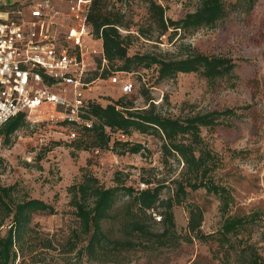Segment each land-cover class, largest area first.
Instances as JSON below:
<instances>
[{
    "label": "trees",
    "instance_id": "1",
    "mask_svg": "<svg viewBox=\"0 0 264 264\" xmlns=\"http://www.w3.org/2000/svg\"><path fill=\"white\" fill-rule=\"evenodd\" d=\"M145 1L148 3L149 28L137 31L141 37L158 43L170 30L168 38L171 42L178 35L215 27L228 15L225 0H198L196 10L180 19L166 16L165 4L170 0ZM242 1L247 13L254 9L257 2L237 0L234 5ZM108 6L109 0H93L89 12V31L102 40L107 64L101 68L99 60L98 68L90 70L86 81L105 78L116 71L132 75L152 68L157 72V83L174 79L179 73L196 72L211 82L236 75L234 58L223 54H204L191 46L178 58L161 52L131 55L129 49L136 36L131 32L130 22L119 8ZM123 29L128 30L126 34ZM154 31H157L156 36ZM145 85H142L141 91L144 106H137L135 100L128 97L129 94H122L107 104L88 99L84 109L86 117L94 119L91 128L67 120H59L56 124L77 131L78 137L70 141L75 149L82 151L111 150L120 156L141 154L147 148L142 142L131 140L134 133L159 138L162 161L169 163L170 159H174L183 164L179 176L170 182L175 187L169 188L165 195L164 189L170 187L165 180L143 174L141 183L144 187L138 188L128 185L129 175L122 172H117L115 185L106 186L92 172L85 171L80 181L68 188L69 204L74 208L76 217L75 226L70 228L68 235L58 238L56 234L39 230L38 224H32L33 215L37 212L56 214L53 204L21 195L17 183H0V264H77L85 258L90 262L122 263L126 253L133 250L155 251L181 242H193L195 239L208 241L215 237L223 247L228 244V248H233L232 237L240 233L245 219L229 214L233 200L231 189L214 179L212 173L217 157L206 146L201 131L203 127L220 125V118L233 116L235 110L172 116L161 110ZM40 121L31 120L21 112L0 126V137L10 146L16 132ZM47 121L52 122L50 119ZM120 135L126 138H120ZM43 157L44 154L38 153L37 160L41 161ZM200 188H206L220 200L224 221L216 233L203 232V208L187 202L189 189L196 191ZM179 205H186L189 212L187 226L182 232L177 228L174 213ZM157 216L160 217V229L155 226L159 223ZM245 264H264V258L256 252Z\"/></svg>",
    "mask_w": 264,
    "mask_h": 264
},
{
    "label": "rangeland",
    "instance_id": "2",
    "mask_svg": "<svg viewBox=\"0 0 264 264\" xmlns=\"http://www.w3.org/2000/svg\"><path fill=\"white\" fill-rule=\"evenodd\" d=\"M225 2L228 15L215 27L178 35L171 42L170 30L161 37V43L138 34V29L149 28L147 1L109 0L108 7L119 8L130 22L131 32L136 36L129 49L131 55L161 52L178 58L191 46L204 54H223L235 59L236 75L212 82L191 72L157 83L154 68L139 70L131 75L134 89L128 95L137 106H144L141 91L146 84L161 110L172 116L235 110L233 116L221 117L220 125L203 127L201 131L206 146L217 157L214 179L231 189L233 200L229 214L245 219L240 233L232 237L233 248H228V244L223 247L216 237L208 241L195 239L155 251L133 250L126 253L122 263L90 262L85 258L77 264H245L256 252L264 258V0H257L249 13L243 1L237 5H234L237 0ZM165 5L166 16L180 19L196 10L199 1L170 0ZM122 31L126 34L128 30ZM97 68L98 65L92 66L94 70ZM86 95L103 104L122 96L119 86L110 84L109 76L96 78ZM48 117L43 115L38 124L16 132L10 146L0 137V183H17L21 195L44 199L57 209L56 214L33 215L32 224H38L39 230L56 234L58 238L69 234L76 217L69 204L68 188L80 181L85 171L92 172L106 186L115 185L117 172H122L129 175L127 184L138 188L144 187L143 174L165 180L170 186L164 189L165 195L169 188L175 187L170 182L179 176L183 164L174 159L169 163L162 161L159 138L134 133L131 140L142 142L147 148L141 154L120 156L111 150L82 151L75 149L63 129L56 121L48 122ZM38 153L44 154L41 161L37 160ZM187 202L203 208V232L216 233L221 228L224 216L216 195L206 188L189 189ZM174 213L179 232L185 231L189 217L187 206H176ZM156 220L159 222L160 217ZM155 226L160 229L161 223Z\"/></svg>",
    "mask_w": 264,
    "mask_h": 264
},
{
    "label": "built area",
    "instance_id": "3",
    "mask_svg": "<svg viewBox=\"0 0 264 264\" xmlns=\"http://www.w3.org/2000/svg\"><path fill=\"white\" fill-rule=\"evenodd\" d=\"M93 0H0V126L24 112L38 121L67 120L91 128L86 81L92 66H106L102 40L89 31ZM121 94L134 89L131 74L109 76ZM68 140L76 130L64 127ZM120 138H126L120 135Z\"/></svg>",
    "mask_w": 264,
    "mask_h": 264
}]
</instances>
